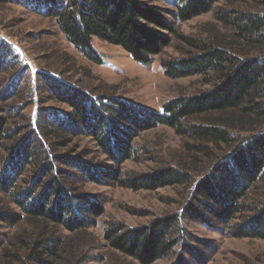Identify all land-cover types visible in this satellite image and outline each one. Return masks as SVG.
Instances as JSON below:
<instances>
[{
    "label": "trees",
    "instance_id": "1",
    "mask_svg": "<svg viewBox=\"0 0 264 264\" xmlns=\"http://www.w3.org/2000/svg\"><path fill=\"white\" fill-rule=\"evenodd\" d=\"M174 1L178 20L213 12L217 25L229 27L232 35L229 38L214 27L203 40L181 37L193 51L161 58L160 67L170 78L200 75L213 86L168 101L161 112H151L123 99L93 97L51 74L38 73L39 89L67 104L69 111L37 106L34 117L27 118L28 133L12 139L9 155L3 157L0 194L11 196L16 209L0 201V223L31 229L15 233L7 246L0 242L5 264H79L76 238H84L102 214L98 202L73 188L81 178L94 183L112 180L132 190H154L195 178L179 214H166L138 227L110 224L103 232L109 248L139 264H153L176 247L181 254L171 264L190 260L207 264L184 233L183 220L229 237L264 239V0H257L254 7L225 10L214 9L224 0ZM9 2L53 17L69 44L96 64L102 60L92 47L93 38L121 47L144 65L171 43L168 33L173 29L162 11L135 0H0V5ZM15 65L17 55L0 38V73ZM23 78L21 70L12 75L11 92L3 96L0 88V96L5 100L20 96L17 86ZM8 107L18 110L17 105ZM211 115L216 116L205 119V125H183V120ZM156 125L193 137L192 152L208 162L206 172L194 177L198 174L194 170L167 166L122 177L120 165L134 154L131 138ZM71 135L90 137L113 167L58 153ZM8 138L1 131L0 139ZM25 167L33 175L26 187H18ZM62 230L76 238L61 235Z\"/></svg>",
    "mask_w": 264,
    "mask_h": 264
},
{
    "label": "rangeland",
    "instance_id": "2",
    "mask_svg": "<svg viewBox=\"0 0 264 264\" xmlns=\"http://www.w3.org/2000/svg\"><path fill=\"white\" fill-rule=\"evenodd\" d=\"M135 1L160 9L173 29L172 33H168L170 45L164 47L162 53L154 56L147 65L135 62L121 47L93 38L92 47L102 60L100 64H96L69 44L53 17L31 11L17 3L0 5V38L17 55V65L0 73L3 96L6 92H11L10 86L14 81H9L12 75H19L21 70L24 76L17 86L20 96L18 94L9 100L0 96V133L5 130L10 135L8 139H0V167L5 163L3 157L9 155L8 148L12 139L15 141L28 133L27 118L31 120L34 117L37 106L69 111L67 104L39 89L38 73L51 74L61 83L84 90L93 97L103 95L104 98L123 99L151 112H161L164 103L204 92L213 86L211 82H207V77L200 75L177 79L166 76L160 67V59L178 58L184 52L193 51L181 37L203 40L216 27L230 38L231 29L217 25L213 12L187 21L178 20L174 15L178 3L174 0ZM256 3L257 0H224L217 3L214 9H245L254 7ZM8 105H17L18 110L12 111ZM214 116L192 117L183 120V125H205V119ZM69 137V144L58 148V153L93 163L104 161L107 166L113 167L104 160L90 137ZM194 142V138L187 132L180 134L165 125L144 130L131 138L130 145L134 154L120 165V173L123 177L172 166L194 170V173H198L194 175L196 177L206 172L208 162L192 152L191 146ZM212 148L219 151L216 146L212 145ZM32 175L31 168L25 167L18 178L17 186L26 187ZM194 179L154 190H132L121 187L112 180L94 183L81 178L73 182V188L98 202L102 206V214L95 218V225L84 232V238L79 240L64 230L61 235L77 239L74 245L78 247L76 252L80 259L79 264H139L109 248L103 239V232L110 224L138 227L166 214H179L190 198ZM0 201H3L2 206L10 205L9 207L16 209L11 204V196L0 194ZM181 223L184 233L193 239L192 244L207 258V264H264V239L229 237L200 223L185 220ZM22 229L26 233L28 229L31 230L25 224ZM22 229L0 223V242L7 246L10 238L17 232L21 233ZM188 235L186 239L189 238ZM179 254L180 249L176 247L170 255L153 264H171ZM184 257L188 259L187 255ZM0 264H5L1 256ZM189 264L195 263L190 260Z\"/></svg>",
    "mask_w": 264,
    "mask_h": 264
}]
</instances>
